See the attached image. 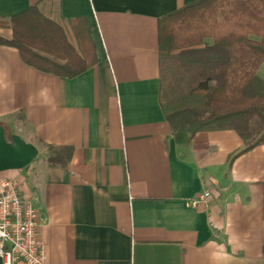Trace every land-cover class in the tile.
Wrapping results in <instances>:
<instances>
[{"label":"crops","instance_id":"0c3cea01","mask_svg":"<svg viewBox=\"0 0 264 264\" xmlns=\"http://www.w3.org/2000/svg\"><path fill=\"white\" fill-rule=\"evenodd\" d=\"M194 1L0 0V22L38 7L93 63L68 79L0 46V181L36 211L47 264H264V144L179 148L160 102L159 19Z\"/></svg>","mask_w":264,"mask_h":264},{"label":"trees","instance_id":"16d2710c","mask_svg":"<svg viewBox=\"0 0 264 264\" xmlns=\"http://www.w3.org/2000/svg\"><path fill=\"white\" fill-rule=\"evenodd\" d=\"M0 27L12 31L0 46L18 50L38 71L74 79L93 66L77 32L38 7ZM158 29L160 102L177 146L222 131L241 137L242 152L263 145L264 0H197L160 18Z\"/></svg>","mask_w":264,"mask_h":264},{"label":"built area","instance_id":"2783aa9c","mask_svg":"<svg viewBox=\"0 0 264 264\" xmlns=\"http://www.w3.org/2000/svg\"><path fill=\"white\" fill-rule=\"evenodd\" d=\"M210 196L207 192L194 204L205 203ZM0 257L3 264H47L38 215L21 200L18 184L10 180L0 181Z\"/></svg>","mask_w":264,"mask_h":264},{"label":"rangeland","instance_id":"374dc122","mask_svg":"<svg viewBox=\"0 0 264 264\" xmlns=\"http://www.w3.org/2000/svg\"><path fill=\"white\" fill-rule=\"evenodd\" d=\"M4 22V21H1ZM0 28H9V27H0ZM10 29V28H9ZM11 30V29H10ZM259 75L262 79H264V65L261 67L260 71H259Z\"/></svg>","mask_w":264,"mask_h":264}]
</instances>
